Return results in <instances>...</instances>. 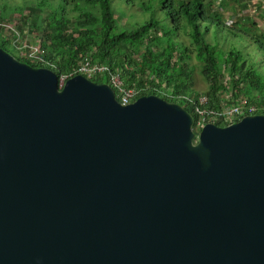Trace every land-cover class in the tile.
<instances>
[{"label": "water", "instance_id": "1", "mask_svg": "<svg viewBox=\"0 0 264 264\" xmlns=\"http://www.w3.org/2000/svg\"><path fill=\"white\" fill-rule=\"evenodd\" d=\"M194 125L0 47V264H264V114Z\"/></svg>", "mask_w": 264, "mask_h": 264}, {"label": "trees", "instance_id": "2", "mask_svg": "<svg viewBox=\"0 0 264 264\" xmlns=\"http://www.w3.org/2000/svg\"><path fill=\"white\" fill-rule=\"evenodd\" d=\"M13 1L0 0V21H11L8 17L19 13L18 31L23 34L27 27L25 31L42 38L49 65L21 58L6 31L0 30V47L22 63L53 70L61 79L88 58L109 71L92 79L94 83L109 85L111 75L118 74L126 90L138 93L137 100L156 96L177 103L194 117L197 128L195 106L201 96L195 95L191 87L194 54L209 84L205 95L208 104L203 109L248 104L257 107L255 115L264 114V74L258 63V54L264 56V40L227 26L212 8L213 0H160L162 11L172 21L168 32L154 20L134 31L116 32L111 0H23L18 7L13 6ZM143 7L148 9L146 3ZM182 22L186 23L185 30H180ZM214 29L216 42L210 43L208 35L213 33L214 37ZM181 31L189 36L192 51L180 40ZM174 32L178 34L172 37ZM224 77L228 82L224 83ZM225 95L231 96V101L224 102ZM242 119L235 117V123ZM215 124L229 125L222 119Z\"/></svg>", "mask_w": 264, "mask_h": 264}, {"label": "rangeland", "instance_id": "3", "mask_svg": "<svg viewBox=\"0 0 264 264\" xmlns=\"http://www.w3.org/2000/svg\"><path fill=\"white\" fill-rule=\"evenodd\" d=\"M12 1L13 0H8L9 3H11ZM111 1H112L113 12L115 14V19L117 23L116 32L137 30L138 28H140L141 26H143L144 24H146L147 22L151 20L161 22V27L166 32H168L170 29V25L172 21L170 18H167L166 14L162 11L160 0H111ZM23 3H24L23 0H14L12 4L14 7H18L19 5H23ZM31 3H33V1ZM145 3L147 4L148 9H144L143 5ZM33 5H35V3H33ZM213 7L216 8L214 5ZM20 18H21L20 14L17 12H14L13 14H11L10 17H8V20H11V21H5V22H8L11 26L17 28L18 24H20L19 23ZM183 24L184 23L182 22L180 30L186 29L185 28L186 23L185 25ZM24 29L27 30L28 28L25 27ZM0 30L7 31V29L5 28H0ZM25 30H24V33L21 34L19 37L15 35V38H13L14 33L12 30H8V33L5 32V34L8 36V39L12 41V43L14 40H16L18 43H25V44H28L29 46H35V48H37V46L39 45H42V38L38 36V34L34 35ZM177 34L178 32H174L172 37L176 36ZM214 35H215L214 37H212V33L208 35V38H209L208 41L210 43L216 42L215 37L217 33L215 29H214ZM180 40L183 41L184 45H187L188 47H190L192 51L193 46L189 39V36L186 35V33H184L183 31H181ZM254 53L258 54L256 52V49H254ZM258 55H259L258 63L261 64L259 68H260V71L263 72L264 74V67H263L264 56L260 54ZM190 68L194 70L193 81L191 84L192 92L195 95H200L201 98H206L205 95L209 91V84L206 82V80L202 76L201 65L196 60L194 54H192V57H191ZM222 98L224 102L227 101L228 99H231V97H227L226 95L222 96ZM135 100L137 101V99ZM209 123H214V122L209 121L207 124ZM195 130L197 131V133L199 132L198 129L195 128Z\"/></svg>", "mask_w": 264, "mask_h": 264}, {"label": "built area", "instance_id": "4", "mask_svg": "<svg viewBox=\"0 0 264 264\" xmlns=\"http://www.w3.org/2000/svg\"><path fill=\"white\" fill-rule=\"evenodd\" d=\"M0 28H5L8 30H12L14 33L13 38H15V35L19 37L21 33L11 26L7 22H1L0 21ZM13 44L16 46L17 51L19 52L21 58H25L36 65L41 66H48V61L46 59V53L43 51L42 45L37 46H29L25 43H18L16 40L13 41ZM109 71L106 67L98 66L95 64H92L90 59H83V61L79 64V67L74 70L72 74H68L66 76H63L60 79V86L62 89H64L67 85V83L78 76H83L85 78H88L90 80L97 79L98 77L108 74ZM109 85L113 88V90L116 93L117 99H120V104L122 105H131L133 104V101L138 96V93L135 90H126L124 88L123 82L121 80L120 75L114 74L111 75L109 79ZM188 100V98H177V100ZM136 101V100H135ZM134 101V102H135ZM228 101V100H227ZM225 101V102H227ZM208 104V99L206 98H200L198 101V104L195 106V113L197 115V128L202 129L207 123V121L210 122H216L218 119H222L224 122L228 124H233L235 122V117L242 116H253L258 111L256 106L253 105H228L223 108L217 109H211V110H205L203 107H205Z\"/></svg>", "mask_w": 264, "mask_h": 264}, {"label": "crops", "instance_id": "5", "mask_svg": "<svg viewBox=\"0 0 264 264\" xmlns=\"http://www.w3.org/2000/svg\"><path fill=\"white\" fill-rule=\"evenodd\" d=\"M213 5L212 8L220 13V20L227 26H235L264 40V0H213ZM224 81L228 82V78L224 77Z\"/></svg>", "mask_w": 264, "mask_h": 264}, {"label": "clouds", "instance_id": "6", "mask_svg": "<svg viewBox=\"0 0 264 264\" xmlns=\"http://www.w3.org/2000/svg\"><path fill=\"white\" fill-rule=\"evenodd\" d=\"M207 99V98H206ZM235 123V122H234ZM215 124V123H214ZM198 129V128H197Z\"/></svg>", "mask_w": 264, "mask_h": 264}, {"label": "flooded vegetation", "instance_id": "7", "mask_svg": "<svg viewBox=\"0 0 264 264\" xmlns=\"http://www.w3.org/2000/svg\"><path fill=\"white\" fill-rule=\"evenodd\" d=\"M7 33V32H6Z\"/></svg>", "mask_w": 264, "mask_h": 264}]
</instances>
